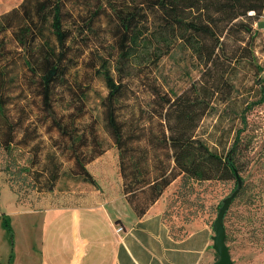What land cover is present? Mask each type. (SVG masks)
<instances>
[{
	"label": "rangeland",
	"instance_id": "rangeland-1",
	"mask_svg": "<svg viewBox=\"0 0 264 264\" xmlns=\"http://www.w3.org/2000/svg\"><path fill=\"white\" fill-rule=\"evenodd\" d=\"M19 1L0 0V12ZM64 25L70 29L65 41L68 60L63 74L54 81L51 108L43 104L38 93L39 65L35 64L33 72L28 70L23 62V46L14 41L9 30L4 33L10 51L0 63V132L10 127L23 132L16 131L8 147L0 144L1 263L6 261L13 241L16 243L19 239V226L34 217L32 210L83 202L88 190L95 186L77 173L71 155L73 148L84 155L101 151L98 158L95 159L99 154L94 155L84 165L99 183L105 179L114 183L117 151L104 126L100 101L106 86L98 72L102 65L108 67L112 76L126 82V94L118 101L119 117L138 125L154 122L149 117L152 107L149 85L173 95L198 80L201 74L202 65L170 33L168 40H151L150 47H159L157 58H152L153 53L144 54L121 67L116 62L112 30L105 17L94 20L92 29L85 28L75 15L67 16ZM251 25L253 31L231 32L226 38L223 52L233 53L234 59L219 57L210 65L208 81L215 86L211 93L212 107L198 121L195 133L212 148L223 151L239 130L249 146V164L240 176L264 179V168L258 167L259 161H264V99L261 98L264 95V21L261 15ZM44 34L52 43L47 26ZM244 44L248 48L241 49ZM53 118H58L68 133H60L53 125ZM71 135L76 137L73 139ZM82 137L84 144H81ZM136 143L141 145L143 140ZM237 182V179L236 183L233 179L181 182L180 176H176L164 189L167 203L163 217L176 231L192 220L212 226L219 207ZM229 202L224 219L221 217L223 232L227 231L230 236L224 241L229 264H264L263 232H257L260 244L256 243L253 238L256 232L236 217L237 211L246 212L245 205L235 202L229 205ZM253 225L258 227L257 222ZM216 258L213 250L212 262Z\"/></svg>",
	"mask_w": 264,
	"mask_h": 264
},
{
	"label": "trees",
	"instance_id": "trees-1",
	"mask_svg": "<svg viewBox=\"0 0 264 264\" xmlns=\"http://www.w3.org/2000/svg\"><path fill=\"white\" fill-rule=\"evenodd\" d=\"M263 9L264 0H20L0 12V63L10 51L4 36L9 30L14 41L24 48L22 57L28 70L33 72L35 64L39 65L38 93L43 104L51 108L54 81L63 74L68 60L65 41L70 29L64 25L67 16H78L87 29H92L94 20L105 17L112 30L116 62L121 67L144 54L153 53L152 58H157L159 47H150L152 39H167L168 33L179 39L202 65L201 74L198 80L173 95L149 85L152 104L149 117L154 122L138 125L122 120L117 109L119 99L126 94V82L112 76L105 65L98 71L106 86L100 102L104 126L117 151L121 192L135 214L141 215L176 176H180L181 182L233 179L236 183L239 178V187L229 205L234 202L245 205L246 212L237 211L236 217L256 232L253 238L260 244L257 232L264 235V179L240 176L249 164L248 143L236 130L228 146L217 151L195 133V127L212 107L211 93L215 86L208 81L210 65L219 57L235 58L233 53L223 52L226 38L231 32H250L252 21ZM45 26L52 35V43L44 34ZM247 46L244 44L241 49ZM52 122L60 133H68L58 118ZM18 130L23 132L11 127L2 129L0 144L8 147ZM77 137L80 139L81 135ZM140 139L143 143L138 145ZM100 152L84 155L73 148L71 154L77 173L93 185L97 183L84 162ZM263 162L259 161L258 167L264 168ZM255 222L258 227L253 225ZM229 238L224 230V241Z\"/></svg>",
	"mask_w": 264,
	"mask_h": 264
},
{
	"label": "crops",
	"instance_id": "crops-1",
	"mask_svg": "<svg viewBox=\"0 0 264 264\" xmlns=\"http://www.w3.org/2000/svg\"><path fill=\"white\" fill-rule=\"evenodd\" d=\"M93 177L97 185L83 202L32 210L0 264H211V225L192 220L176 231L163 217L168 184L136 215L117 168L114 183Z\"/></svg>",
	"mask_w": 264,
	"mask_h": 264
},
{
	"label": "water",
	"instance_id": "water-1",
	"mask_svg": "<svg viewBox=\"0 0 264 264\" xmlns=\"http://www.w3.org/2000/svg\"><path fill=\"white\" fill-rule=\"evenodd\" d=\"M237 180H238L237 186L234 188L232 193L225 198L223 204L219 207L218 212L212 222V226H211L213 230L212 247L217 253V258L211 264H229V256L224 243V232L222 228L221 217L228 202L233 197L237 188L239 187L240 180L239 178H237Z\"/></svg>",
	"mask_w": 264,
	"mask_h": 264
},
{
	"label": "built area",
	"instance_id": "built-area-1",
	"mask_svg": "<svg viewBox=\"0 0 264 264\" xmlns=\"http://www.w3.org/2000/svg\"><path fill=\"white\" fill-rule=\"evenodd\" d=\"M260 15H261V17H262V19L264 21V9H263V11H262V13Z\"/></svg>",
	"mask_w": 264,
	"mask_h": 264
}]
</instances>
